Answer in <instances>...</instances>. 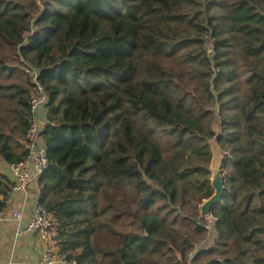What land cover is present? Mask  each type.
Segmentation results:
<instances>
[{
  "label": "trees",
  "instance_id": "1",
  "mask_svg": "<svg viewBox=\"0 0 264 264\" xmlns=\"http://www.w3.org/2000/svg\"><path fill=\"white\" fill-rule=\"evenodd\" d=\"M30 66L49 99L35 192L55 251L77 264H264V0H0V213L7 167L28 155ZM212 141L225 155L217 241L197 224L214 190L200 178L198 198L186 179L212 173L171 164Z\"/></svg>",
  "mask_w": 264,
  "mask_h": 264
},
{
  "label": "built area",
  "instance_id": "2",
  "mask_svg": "<svg viewBox=\"0 0 264 264\" xmlns=\"http://www.w3.org/2000/svg\"><path fill=\"white\" fill-rule=\"evenodd\" d=\"M204 50L208 57L212 59L215 53V41L212 36L206 37ZM28 74L31 83L36 86L37 92L30 102L32 117L27 134L28 155L23 162L11 166V174L14 178V193H26L50 166L47 146L42 138L43 131L52 124L48 107L49 99L39 84L37 70L30 66ZM203 203L198 204L200 211ZM4 213H0V222L4 220ZM14 221L19 224L22 222L20 213L16 215ZM214 222L215 220L211 215L207 218H202L200 215L197 219L198 226L205 229L212 235L214 241H217L219 237L214 232ZM53 230L54 220L52 213L37 201L34 205L31 219L22 230L19 229L18 235L29 232L37 233L40 240L47 245L35 264H77L76 260L67 261L65 257L61 256L49 245Z\"/></svg>",
  "mask_w": 264,
  "mask_h": 264
},
{
  "label": "crops",
  "instance_id": "3",
  "mask_svg": "<svg viewBox=\"0 0 264 264\" xmlns=\"http://www.w3.org/2000/svg\"><path fill=\"white\" fill-rule=\"evenodd\" d=\"M7 169L11 174V167ZM35 190L36 183L26 193L16 192L12 196L4 220L0 222V264H35L47 246L37 233L18 235L19 229L22 230L31 219L34 205L38 201ZM18 213L22 216L20 224L14 221ZM211 244V241H205L201 247Z\"/></svg>",
  "mask_w": 264,
  "mask_h": 264
},
{
  "label": "rangeland",
  "instance_id": "4",
  "mask_svg": "<svg viewBox=\"0 0 264 264\" xmlns=\"http://www.w3.org/2000/svg\"><path fill=\"white\" fill-rule=\"evenodd\" d=\"M21 79L23 80L24 78ZM209 153L212 156L211 149H209V145L206 142L197 144L190 148L183 149L181 150L179 155L174 153V158L171 161L173 170L182 172L188 169V167L190 169H194L195 167H202V168L205 167L204 169L208 168L211 172L210 163H209V158H210ZM211 176L212 175H207V174L203 175L202 173H200V175L197 176L196 171L189 173V175L187 176L186 179L190 183L195 185L193 191L198 198L202 197V190H204L201 187L202 182L200 178L207 183L210 182L209 186L212 187L211 181H209ZM199 187H201L202 189H199Z\"/></svg>",
  "mask_w": 264,
  "mask_h": 264
},
{
  "label": "water",
  "instance_id": "5",
  "mask_svg": "<svg viewBox=\"0 0 264 264\" xmlns=\"http://www.w3.org/2000/svg\"><path fill=\"white\" fill-rule=\"evenodd\" d=\"M211 152V186L214 190V194L211 198L204 201L200 211L202 218H207L210 216L212 208L220 203L226 189L223 175L225 155L219 148L216 141H212L211 143Z\"/></svg>",
  "mask_w": 264,
  "mask_h": 264
}]
</instances>
